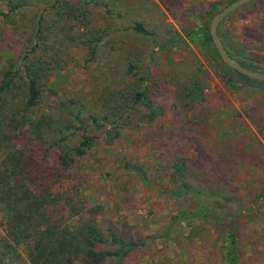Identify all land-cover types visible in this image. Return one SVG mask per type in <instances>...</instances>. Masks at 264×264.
I'll return each mask as SVG.
<instances>
[{"label": "rangeland", "instance_id": "obj_1", "mask_svg": "<svg viewBox=\"0 0 264 264\" xmlns=\"http://www.w3.org/2000/svg\"><path fill=\"white\" fill-rule=\"evenodd\" d=\"M61 1L81 9L86 19H62L56 24L49 47L59 51L58 69L49 77L34 112L52 113L55 121L65 124L72 119L69 111L79 109L88 133L95 137V148L77 160L80 179L75 201L81 199L88 210H97V223L102 229L112 224L126 240L146 243V256L134 255L127 264H220L214 235L202 231L193 220L176 222L168 238L160 237L170 219L183 209L184 200L160 197L142 175L128 170L124 163L140 166L149 179H160L162 172L157 167L164 169L170 157L179 153L191 161L190 171L194 174L203 166L230 168L240 189L246 185L264 188V94L250 86L231 87L229 79H244L235 73L222 74L218 68L212 70L211 52L201 40L186 39L187 33L199 32L205 22L209 23L203 11L210 3L222 2V9L231 0ZM4 2L0 0L1 8ZM53 2L42 0L37 9L27 8L23 17L14 20L32 25L37 13ZM133 22L142 23L153 36L131 30ZM3 27L0 39L10 34L9 26L6 28L2 21L0 34ZM66 27H72L71 36L65 34ZM89 29H95L101 41L94 59L83 45ZM218 31L231 51H240L237 60L259 59L257 69L264 72V0H250L232 12L221 21ZM175 35L185 42L172 41ZM8 55L0 48V66ZM130 65L135 66L132 73L128 72ZM195 74L203 91L200 102L188 96ZM244 82L250 85L252 81ZM133 89L145 93L153 108V119L147 122L151 112L142 104H130V124L119 130V138L107 144L104 128L92 126L91 117L102 114L104 98L109 99L114 90L123 94ZM113 104L109 102L108 106ZM64 133L68 139L62 149L68 150L78 142L80 131L73 134V130L64 129ZM225 145H230L229 149L224 150ZM225 152L234 163L217 166L216 157ZM244 154L247 162H240ZM242 172H249L250 181L243 182L239 177ZM199 202L190 201L186 208L193 209ZM93 216L85 213L83 220ZM77 223L78 217L69 221L71 226ZM247 224L252 229L249 234L256 238L264 234V204L252 212ZM188 225L194 230L189 231ZM245 251L253 259L248 264H264V243L254 251Z\"/></svg>", "mask_w": 264, "mask_h": 264}, {"label": "trees", "instance_id": "obj_2", "mask_svg": "<svg viewBox=\"0 0 264 264\" xmlns=\"http://www.w3.org/2000/svg\"><path fill=\"white\" fill-rule=\"evenodd\" d=\"M234 1H229L224 7ZM41 2L5 0L3 8L0 7V21L6 28L9 26L11 34L7 33L6 39H0V48L9 52L5 63L0 66V264H127L134 255L143 256L146 253V243L126 240L112 224L102 229L97 223V210H88L84 201H75L74 198L75 194L79 195L77 160L84 158L96 144L95 137L88 133L83 123L80 110L77 108L76 111L73 107L69 111L72 119L65 124L55 121L52 113L34 112L47 89L49 77L58 69L59 51L49 47L56 24L62 19H79L81 22V17L86 19L81 9L54 0L50 7L37 13L32 25L14 20L15 17H23L27 8L37 9ZM77 2L87 4L84 0ZM221 5L222 2L218 1L206 7L203 16L207 21L210 22L221 10ZM105 13L111 16L110 11ZM65 29L68 30L65 34L71 36L69 30L72 27ZM130 29L153 36L140 22H133ZM217 33L221 37L218 29ZM3 34L4 27L0 36ZM87 34L89 37L83 45L89 50V57L94 59L101 41L95 29H89ZM186 39L201 40L211 52L209 65L212 70L218 68L222 74L235 73L244 79L241 82L229 79L232 80L231 87L250 86L264 94V82L244 78L226 64L217 62L219 55L209 34V23L205 22L199 32L187 33ZM171 40L185 42L179 35ZM222 42L228 55L241 66L264 74L257 69L259 59L244 57L237 60L235 57L241 56L240 51H231L223 39ZM134 69L135 66L130 65L128 72L132 73ZM202 71L203 67H200L199 72ZM145 77L148 78L149 73ZM245 80L252 82L249 85ZM188 91L192 101L202 100L203 91L197 74L192 77ZM104 99L102 114L98 118L91 117V121L95 128H104L107 144L119 138V130L130 124V104H142L151 112L147 114V122L153 119L152 106L145 93L137 89L123 94L114 90L109 99ZM107 102L114 104L108 106ZM98 120L101 124L97 123ZM64 129L73 130V134L80 131L78 142L68 150L62 149L68 139ZM229 146H223L224 150ZM246 158L244 154L238 160L247 162ZM232 159L225 152L216 157L215 164L229 166L234 163ZM164 165V169L157 167L162 172L160 179H149L140 166L124 163L128 170L142 175L160 197L184 200L183 209L170 219L160 237L168 238L176 222L193 220L202 231L214 235L215 255L220 264H248L252 261L246 256L245 249L254 251L260 247L264 243V234L258 235V238L253 233L249 234L252 229L247 222L252 218L253 211L262 208L264 188L245 184L240 189L236 185V174L230 168L203 166L198 174H194L190 171L191 161L179 153L173 154ZM239 177L248 182L251 175L242 172ZM196 200L200 201L196 207L186 208V203ZM85 213L94 216L83 220ZM75 217H78L77 225H69ZM188 230L194 228L190 229L188 225Z\"/></svg>", "mask_w": 264, "mask_h": 264}, {"label": "water", "instance_id": "obj_3", "mask_svg": "<svg viewBox=\"0 0 264 264\" xmlns=\"http://www.w3.org/2000/svg\"><path fill=\"white\" fill-rule=\"evenodd\" d=\"M248 2H250V0H235L230 5L221 9L209 22V34L219 55L217 62L226 64L229 68L236 71L244 78L264 82L263 73L254 72L241 66L238 61L228 55V52L222 42V38L219 37L217 33L220 22L224 20L229 14L246 5ZM212 63L215 64L216 61H212Z\"/></svg>", "mask_w": 264, "mask_h": 264}, {"label": "flooded vegetation", "instance_id": "obj_4", "mask_svg": "<svg viewBox=\"0 0 264 264\" xmlns=\"http://www.w3.org/2000/svg\"><path fill=\"white\" fill-rule=\"evenodd\" d=\"M219 58V57H218ZM218 60V59H217ZM220 63V62H219Z\"/></svg>", "mask_w": 264, "mask_h": 264}]
</instances>
